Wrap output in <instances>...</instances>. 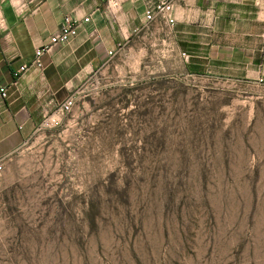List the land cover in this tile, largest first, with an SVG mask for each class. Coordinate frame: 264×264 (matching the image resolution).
I'll return each instance as SVG.
<instances>
[{
	"label": "rangeland",
	"instance_id": "obj_1",
	"mask_svg": "<svg viewBox=\"0 0 264 264\" xmlns=\"http://www.w3.org/2000/svg\"><path fill=\"white\" fill-rule=\"evenodd\" d=\"M203 56L157 23L82 68L4 162L0 264H264L261 54Z\"/></svg>",
	"mask_w": 264,
	"mask_h": 264
},
{
	"label": "crops",
	"instance_id": "obj_2",
	"mask_svg": "<svg viewBox=\"0 0 264 264\" xmlns=\"http://www.w3.org/2000/svg\"><path fill=\"white\" fill-rule=\"evenodd\" d=\"M157 1L119 0L116 8L100 0H0V86L8 88L0 101V159H10L29 138L51 102L64 100L80 82L82 68H95L108 50H119L162 23L144 20L146 8ZM67 14L76 19L78 34L44 52L41 68L15 77ZM172 15L175 22L166 29L180 54L204 57L213 46L260 53L259 68L249 76H264V0H177Z\"/></svg>",
	"mask_w": 264,
	"mask_h": 264
},
{
	"label": "built area",
	"instance_id": "obj_3",
	"mask_svg": "<svg viewBox=\"0 0 264 264\" xmlns=\"http://www.w3.org/2000/svg\"><path fill=\"white\" fill-rule=\"evenodd\" d=\"M107 4L112 3L116 8L119 6V0H100ZM177 0H158L150 4L144 12V20L146 23L153 21H161L168 30H171L175 20L172 15L173 5ZM185 1V0H182ZM89 17L85 16L83 21H88ZM78 34L77 21L73 16L67 14L63 17L62 23L59 29L53 33L48 42L37 47L34 52V56L29 63H24L18 67L14 72V76L17 77L19 74L25 72L30 67H42L41 56L44 52L49 51L55 44H66L69 43ZM117 50H108V56H112ZM181 55L187 59L188 54L181 52ZM8 95L7 86H0V101L5 99ZM74 101V94L69 95L59 106L58 110L64 112L68 110ZM4 161L0 159V173L3 170Z\"/></svg>",
	"mask_w": 264,
	"mask_h": 264
}]
</instances>
